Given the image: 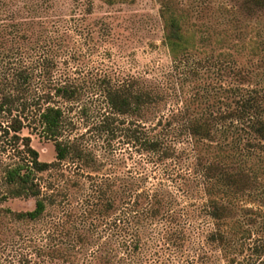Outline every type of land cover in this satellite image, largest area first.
Segmentation results:
<instances>
[{
	"label": "trees",
	"instance_id": "16d2710c",
	"mask_svg": "<svg viewBox=\"0 0 264 264\" xmlns=\"http://www.w3.org/2000/svg\"><path fill=\"white\" fill-rule=\"evenodd\" d=\"M31 2L23 14L15 11V1L0 0V13L8 9L6 17H0V251L9 221L39 222L50 207L61 204L59 198L69 205V192L85 191L86 185L71 179L63 182L61 189L52 183L47 185L42 182L43 174L60 173L66 178L62 167L68 162L94 168L92 154L65 137L66 115L58 102L76 103L83 88L69 76L64 79L54 75L61 69L59 60L73 51L72 33L87 28L89 34H94L88 22L94 14L93 2L89 0L82 13L72 11L71 16L51 15L53 0ZM105 2L113 5L115 0ZM227 2L220 13L231 14L230 21L264 22V0ZM184 14L170 3L161 2L163 44L175 69L186 71V77L197 76L208 58L191 64L189 59L197 42L196 36L189 33ZM260 28L253 50L262 46L264 65V23ZM226 56L219 53L216 57L218 74L230 78L217 111L191 113L190 106L182 100L183 107L167 116H154L168 100L178 98L176 87L168 89L140 80L114 83L108 77L100 79L96 88L106 109L96 132L114 137L117 126H125L120 118H134L135 123L125 129L126 135L141 158L156 167L184 154L189 156L186 149L177 148L183 140L189 141L194 154L192 170L200 177L206 196L199 216L214 222L207 243L224 253L227 264H257L254 262L264 257V193L254 198L264 181V83H253L245 71H234L235 64ZM150 116L155 120L152 118L148 127ZM25 130L54 145V162L40 159L31 137L23 134ZM200 143H207L208 149L202 150ZM87 179L88 192L79 215L90 222L87 234L75 225L77 213L65 219V226L68 231L69 227L74 229L77 243L97 247L90 264H163L165 253H184L190 237L181 219L190 211L176 207L179 203L163 181L149 185L148 173L139 177L89 175ZM246 196L247 205L234 204ZM12 200H34L35 207L20 212L4 207ZM245 252H249L247 258ZM63 257L65 264L81 261L79 257ZM12 264L38 263L26 258Z\"/></svg>",
	"mask_w": 264,
	"mask_h": 264
},
{
	"label": "rangeland",
	"instance_id": "374dc122",
	"mask_svg": "<svg viewBox=\"0 0 264 264\" xmlns=\"http://www.w3.org/2000/svg\"><path fill=\"white\" fill-rule=\"evenodd\" d=\"M1 1L8 3L10 0ZM11 1H15L17 5L15 11H23V14L26 5L32 3V0ZM53 1L54 6L49 12L51 15L71 16L74 13L72 11L79 15L89 4V0ZM91 1L94 14L88 22L94 34H89L87 28L77 29L78 31L72 33L73 51L67 58L62 57L59 60L61 69L54 75L55 78L64 79L69 76L83 88L82 97L76 103L58 102L66 115L65 137L77 141L85 151L92 154L94 168L86 169L68 162L62 167L66 178L60 173H46L41 176L43 183H52L58 189L64 187L63 182L68 179L78 181L87 188L85 187V191L69 192V205L62 197L59 198L61 204L50 207L39 222L9 221V230L3 237L5 245L0 251V263H18L28 258L38 264H65L63 256L70 255L74 257L72 260L79 257V264H90L97 247L77 243L74 229L69 227L71 231H68L65 226V219H68L71 213H77V217L73 219L75 225L79 231L87 234L90 222L79 216L82 212V200L88 192L87 176L139 177L148 173L151 178L149 185L163 181L165 187L175 195L179 203L176 207L190 211L188 217L181 219L190 237L185 243L184 253H165L162 256L163 264H227L224 253L207 243L206 238L212 231L214 222L199 216L198 210L205 202L206 196L200 177L192 170L194 154L190 142L183 140L177 144V148L186 149L189 156L184 154L175 161H168L156 167L141 158L133 141L126 135L125 129L130 123H135L134 118H120L125 126H117L118 131L114 137L100 135L96 132V125L106 106L96 87L98 81L105 77L112 79L114 83L140 80L148 84L159 83L168 89L176 87L178 98L174 96L168 100L161 112L154 116H167L171 111L183 107L182 100L190 106L191 113L217 111L220 106L218 101L224 99L223 93L230 81L227 74H223L221 78L217 72L219 64L216 57L219 53L227 54V61H232L235 64L233 68H237L234 71H245L253 83H264V65L260 55L262 46H259V50H253L254 42L259 40L257 34L260 33L264 22L259 23L261 19L230 21L231 14L220 13L221 8L227 6V0H115L113 5H108L105 0ZM163 1L170 3L174 10L185 11L189 33L196 36L197 42L194 55L189 59L191 64L208 58L205 68L200 70L197 76L186 77V71H182L180 67L175 69L163 44V21L160 18ZM78 4L79 8H76ZM7 11L8 9H4L0 13L1 19L6 17ZM200 39L206 42H200ZM202 96L204 99L200 98ZM154 116H150L148 127L152 125ZM23 134L31 137L32 146L39 152L42 161H55L56 153L51 142L29 130H25ZM199 146L202 150L208 149L207 143H200ZM140 163H143V166H140ZM260 184L254 198L264 193V181ZM247 198L249 196L243 198L244 200L240 199L241 202L234 201V204L247 205ZM4 207L16 212L30 211L35 207V201L12 200ZM234 251L236 250H232ZM247 254L249 252L243 255L247 258ZM254 263L264 264V257Z\"/></svg>",
	"mask_w": 264,
	"mask_h": 264
}]
</instances>
